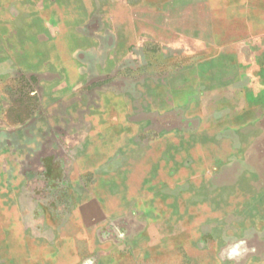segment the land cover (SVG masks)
<instances>
[{
	"label": "crops",
	"instance_id": "obj_1",
	"mask_svg": "<svg viewBox=\"0 0 264 264\" xmlns=\"http://www.w3.org/2000/svg\"><path fill=\"white\" fill-rule=\"evenodd\" d=\"M196 7L203 9L200 17ZM260 52L264 56V0H0V264H140L171 248L174 240L168 245L163 236L147 241L148 223L161 214L146 204L159 189L148 196L127 187L101 194L94 186L120 185V179L139 184L136 170L156 168L140 161L141 153L157 144L161 150L165 139L142 150L144 127L159 138H178L189 129L176 122L232 120L244 104L257 121L264 109ZM227 58H238V73L228 80L214 74L216 61L218 73L227 70ZM110 107L122 113L125 135L112 154L128 153L123 160L99 152ZM68 121L74 123L69 131ZM29 132H96L68 171L52 156L60 178L80 185L67 215L90 231L85 243L76 230L68 236L66 214L45 224L50 236L38 241L18 224L19 180L32 169L27 154L37 151L33 141L20 145V137L33 138ZM138 201L145 208L130 207ZM101 232L108 235L100 241ZM130 234L142 241V253L126 240Z\"/></svg>",
	"mask_w": 264,
	"mask_h": 264
},
{
	"label": "rangeland",
	"instance_id": "obj_2",
	"mask_svg": "<svg viewBox=\"0 0 264 264\" xmlns=\"http://www.w3.org/2000/svg\"><path fill=\"white\" fill-rule=\"evenodd\" d=\"M202 10L201 7H196V15L199 12L200 17ZM200 22L196 19V29L202 27ZM258 59L259 90H262L264 72H261V67L264 68V56L261 52ZM237 60L238 58H227L228 67L223 73H218L216 61L214 74L227 80L233 77L236 70L238 73ZM243 65L246 69L250 66L249 63ZM236 98L239 100L240 96L237 95ZM110 108L112 117L104 127L106 132L102 133L103 140L98 141L99 152L104 155L110 153L111 161L123 160L128 153L117 151L112 154L125 135L123 122L119 120L122 113H118L114 107ZM252 113L249 106L244 104L232 120L207 124L196 120L178 121L176 123L179 126L189 129L178 131V138H159V132L151 127H144L139 130L138 143L141 146L165 139L161 150L157 144V148L148 147L145 148V153H141L140 161L147 165L155 163L156 168L136 170L139 184L135 182L136 184L123 185L120 179V185L101 183L94 186L95 193L101 194L113 189L121 191L123 187H127L132 192L139 191L148 196L159 189L157 195L161 194L162 197L155 196L154 200L146 204V207L156 206L157 212L161 214L148 223L147 241L156 242L163 236L168 245L171 239L174 244L140 264H264V109H260L257 121L250 120ZM73 124H67L68 131L73 129ZM162 124L170 125V122L163 121ZM29 134H33V138L29 136L24 141V137H20V145L34 142V151H47L45 154H35L37 151L27 154L30 159L27 167L32 169L26 173L27 179L19 180L18 224L29 230L38 241L50 236L49 232H44V225L58 222L59 213L69 214L76 203V195L81 194L79 184H71L60 178L58 165L53 162V157L66 162L68 171L79 151L84 150V145L91 143L92 138L96 141L97 136L96 132ZM141 148L143 150V146ZM48 152L52 153L50 158ZM41 155H44L43 160L39 159ZM32 164L34 166L30 167ZM38 166L41 169H37ZM89 176L86 173L84 181L89 182ZM143 178L146 182L141 184ZM84 186L88 187L86 184ZM133 203H130V207L145 208L144 201L134 203L135 206ZM66 215L63 216L65 220L62 223L67 227L68 236L76 230L85 243L86 238L90 237L88 228L78 222L80 218ZM3 221L4 217L0 212V224ZM107 235L101 232L100 241L102 236ZM126 240L135 253H142L138 247L142 241L136 243L140 240L134 234H130ZM118 264L133 263L130 259H124Z\"/></svg>",
	"mask_w": 264,
	"mask_h": 264
}]
</instances>
